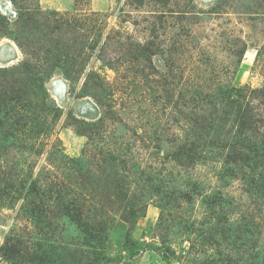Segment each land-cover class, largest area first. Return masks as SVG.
<instances>
[{"label": "rangeland", "instance_id": "374dc122", "mask_svg": "<svg viewBox=\"0 0 264 264\" xmlns=\"http://www.w3.org/2000/svg\"><path fill=\"white\" fill-rule=\"evenodd\" d=\"M0 264H264V0H0Z\"/></svg>", "mask_w": 264, "mask_h": 264}, {"label": "trees", "instance_id": "16d2710c", "mask_svg": "<svg viewBox=\"0 0 264 264\" xmlns=\"http://www.w3.org/2000/svg\"><path fill=\"white\" fill-rule=\"evenodd\" d=\"M249 121V118L248 116H246V114H244V116H241L240 117V122L238 123V127L241 129V130H245V129H249V124L250 122L248 123ZM180 151H182L181 155L185 158H187L188 156L185 154L186 150L184 149V147H180ZM187 161V160H186ZM177 162H179L180 164L184 165L185 164V161H181V159H177ZM188 163V162H186Z\"/></svg>", "mask_w": 264, "mask_h": 264}]
</instances>
